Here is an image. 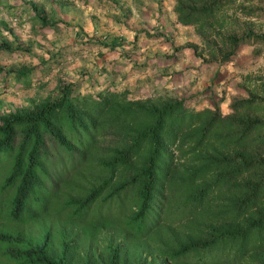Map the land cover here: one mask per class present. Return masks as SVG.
Wrapping results in <instances>:
<instances>
[{
  "label": "trees",
  "instance_id": "1",
  "mask_svg": "<svg viewBox=\"0 0 264 264\" xmlns=\"http://www.w3.org/2000/svg\"><path fill=\"white\" fill-rule=\"evenodd\" d=\"M233 2L174 0L175 22L193 26L207 48L202 60L224 63L242 45L264 44V34L247 26L225 31L222 11ZM31 8L37 29H56ZM96 43L123 46L113 38ZM1 50L26 48L0 39ZM8 73L26 75L0 65V76ZM184 101L74 93L65 83L32 108L1 113L0 220L24 226L53 210L69 232L115 224L128 242L151 234L158 264H264V85L232 99L225 113ZM47 235L26 249L8 246L6 255L17 264H71L77 243L62 238L50 256ZM22 242L19 231L0 232L2 244ZM117 262L111 248L105 264Z\"/></svg>",
  "mask_w": 264,
  "mask_h": 264
},
{
  "label": "rangeland",
  "instance_id": "2",
  "mask_svg": "<svg viewBox=\"0 0 264 264\" xmlns=\"http://www.w3.org/2000/svg\"><path fill=\"white\" fill-rule=\"evenodd\" d=\"M32 3L45 20L57 22L56 29H37ZM173 4L174 0H0V39L26 48L0 51L1 66L26 71L20 80L12 73L0 76V114L32 108L65 83L74 85V93L107 89L126 92L130 99L183 98L188 108L218 105L221 113L228 111L232 99L258 92L264 85V44L242 45L224 63L204 61L209 58L207 48L193 26L175 22ZM240 6L254 13L244 15L236 9ZM223 9L225 31L247 26L264 34V0H234ZM112 38L123 46L111 50L96 43ZM51 214L24 226L0 220V232L19 231L24 237L19 244L0 243V264H17L6 255L8 246L18 250L38 245L45 233L50 256L59 254L62 238L77 243L71 264H105L111 248L117 251V264L160 262L151 234L128 242L115 224L100 231L73 227L69 232L63 215L56 218L53 210Z\"/></svg>",
  "mask_w": 264,
  "mask_h": 264
}]
</instances>
